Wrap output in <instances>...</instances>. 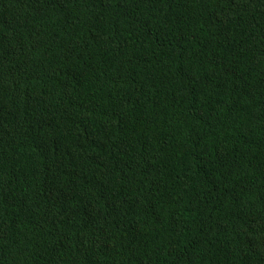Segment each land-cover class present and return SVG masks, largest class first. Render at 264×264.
<instances>
[{
  "label": "trees",
  "instance_id": "16d2710c",
  "mask_svg": "<svg viewBox=\"0 0 264 264\" xmlns=\"http://www.w3.org/2000/svg\"><path fill=\"white\" fill-rule=\"evenodd\" d=\"M0 264H264V0H0Z\"/></svg>",
  "mask_w": 264,
  "mask_h": 264
}]
</instances>
